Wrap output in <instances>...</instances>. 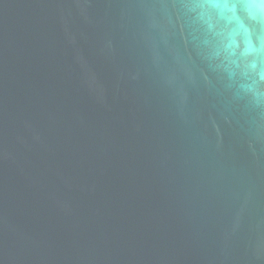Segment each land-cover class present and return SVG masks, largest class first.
<instances>
[{
  "label": "water",
  "instance_id": "obj_1",
  "mask_svg": "<svg viewBox=\"0 0 264 264\" xmlns=\"http://www.w3.org/2000/svg\"><path fill=\"white\" fill-rule=\"evenodd\" d=\"M0 264H264V0H0Z\"/></svg>",
  "mask_w": 264,
  "mask_h": 264
}]
</instances>
